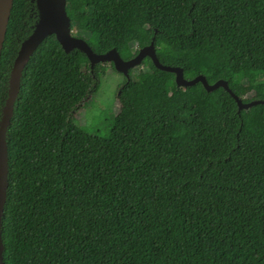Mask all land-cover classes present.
Instances as JSON below:
<instances>
[{"label": "trees", "instance_id": "16d2710c", "mask_svg": "<svg viewBox=\"0 0 264 264\" xmlns=\"http://www.w3.org/2000/svg\"><path fill=\"white\" fill-rule=\"evenodd\" d=\"M65 10L94 53L129 60L153 40L184 78L264 101V0H66ZM39 17L36 0H13L0 119ZM140 65L102 138L69 116L113 64L91 69L53 34L30 57L5 133L2 264H264V104L239 111L223 88H178L149 58Z\"/></svg>", "mask_w": 264, "mask_h": 264}, {"label": "water", "instance_id": "95a60500", "mask_svg": "<svg viewBox=\"0 0 264 264\" xmlns=\"http://www.w3.org/2000/svg\"><path fill=\"white\" fill-rule=\"evenodd\" d=\"M12 3L13 0H0V58ZM36 3L40 15L39 21L33 33L22 42L17 58L14 61L9 77V93L0 119V264H2L3 253L1 217L8 187V149L5 142V133L14 112V105L20 91L23 70L38 46L49 35L53 34L55 36V39L64 52L69 53L72 50H78L83 53L88 59L91 69L98 64L112 63L115 71L124 76L126 81L130 80L129 70L138 67L145 58H149L158 70L170 72L175 75V83L178 88H186L199 82L207 92L223 88L235 100L239 111L247 110L257 104H264V101H242L230 90L227 82L224 80H218L214 84H208L202 75H198L190 80L184 78L182 68L166 66L159 62L154 50L153 40L148 46L141 48L137 55L129 60H123L114 48L104 54L94 53L85 40L73 36L72 30L70 29V19L65 10L66 0H36Z\"/></svg>", "mask_w": 264, "mask_h": 264}, {"label": "rangeland", "instance_id": "374dc122", "mask_svg": "<svg viewBox=\"0 0 264 264\" xmlns=\"http://www.w3.org/2000/svg\"><path fill=\"white\" fill-rule=\"evenodd\" d=\"M135 35L129 36V43L132 50H135ZM108 68L109 63L101 64ZM143 66L139 65L136 70H141ZM124 81V76L119 73L107 72L106 75L100 78V86L95 96L90 100L88 96L86 104L77 107L71 114L70 119L80 126L85 132L92 136L105 137L107 135V124L116 116L114 98L121 84Z\"/></svg>", "mask_w": 264, "mask_h": 264}]
</instances>
